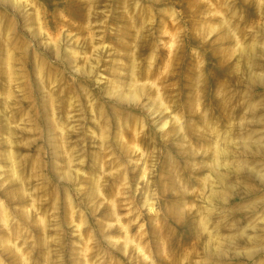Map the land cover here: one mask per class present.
I'll return each mask as SVG.
<instances>
[{"label":"rangeland","instance_id":"374dc122","mask_svg":"<svg viewBox=\"0 0 264 264\" xmlns=\"http://www.w3.org/2000/svg\"><path fill=\"white\" fill-rule=\"evenodd\" d=\"M0 264H264V0H0Z\"/></svg>","mask_w":264,"mask_h":264}]
</instances>
